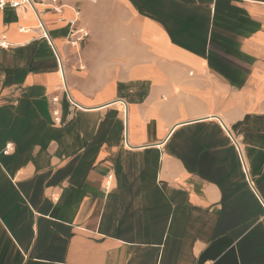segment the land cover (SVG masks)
I'll return each instance as SVG.
<instances>
[{
	"label": "crops",
	"instance_id": "crops-1",
	"mask_svg": "<svg viewBox=\"0 0 264 264\" xmlns=\"http://www.w3.org/2000/svg\"><path fill=\"white\" fill-rule=\"evenodd\" d=\"M51 1L0 9V264H264V0H110L94 93Z\"/></svg>",
	"mask_w": 264,
	"mask_h": 264
},
{
	"label": "rangeland",
	"instance_id": "rangeland-1",
	"mask_svg": "<svg viewBox=\"0 0 264 264\" xmlns=\"http://www.w3.org/2000/svg\"><path fill=\"white\" fill-rule=\"evenodd\" d=\"M86 7L90 18H86L85 16ZM99 7H101L102 10L101 16V12L99 13ZM75 8L81 11L78 25L86 26L91 30V33L88 38L79 44V46L67 43V40H70L67 33L65 43L70 51L71 59L74 64V66H72L73 70L77 69L81 74L82 79L85 80V83L86 81L89 82V87L86 88V91L94 93L101 85L118 77L121 67L109 63L105 64L103 62L113 60L112 58L117 53L115 46L119 47V53H117V55L124 53V51L129 52V50L120 49V46H122L124 42L129 41L130 35L125 31L121 18L116 15L117 13L114 2L110 0H79ZM100 24L104 30L103 34H97V32L94 33V27L97 29ZM67 26V32H69L70 24L68 23ZM104 32L107 34L106 38ZM100 42L103 47L101 49L98 48ZM89 43L96 46V48L91 50L90 56H85L84 48Z\"/></svg>",
	"mask_w": 264,
	"mask_h": 264
},
{
	"label": "built area",
	"instance_id": "built-area-1",
	"mask_svg": "<svg viewBox=\"0 0 264 264\" xmlns=\"http://www.w3.org/2000/svg\"><path fill=\"white\" fill-rule=\"evenodd\" d=\"M32 2L35 3L34 0H0V9H4L6 6H11L14 8H18V7L24 8L25 6H28V5L33 6ZM50 6L56 12H61L62 9L65 7L64 4L58 3V0H52L50 3ZM73 10L75 14L73 16V19L69 21L70 29L68 32V37L70 39L69 40L70 43L74 46H77L78 44H80L82 41H84L86 38L90 36L91 31L89 28H87L84 25L83 26L78 25L81 11L77 8H73ZM39 24L43 26L42 22H40ZM21 29H24V28H21ZM6 46H8L7 37L4 34H2L0 35V47H6ZM63 88L65 90L66 86L63 85ZM68 98L72 104H75V102L72 100V97L68 95ZM59 99L60 98L58 96H52V104H53L52 115H53L54 121L58 124L62 123L60 108L58 107ZM122 112L124 116H126V106L125 108L122 107ZM11 149H12V145L8 144L5 149V152H9ZM109 186H110V180L107 181V187Z\"/></svg>",
	"mask_w": 264,
	"mask_h": 264
},
{
	"label": "bare ground",
	"instance_id": "bare-ground-1",
	"mask_svg": "<svg viewBox=\"0 0 264 264\" xmlns=\"http://www.w3.org/2000/svg\"><path fill=\"white\" fill-rule=\"evenodd\" d=\"M32 5L33 6H30V5H28V6H25L24 7V9L26 10V11H28L27 13L29 14H32V15H39V17H41V11H40V9H39V5L37 4V3H33L32 2ZM65 7H66V5H64ZM73 8V7H72ZM75 14V13H74ZM71 19H73V17H71L70 18V20ZM40 23V22H39ZM69 43H70V41H68ZM78 46H79V44H78ZM122 102V101H121Z\"/></svg>",
	"mask_w": 264,
	"mask_h": 264
}]
</instances>
